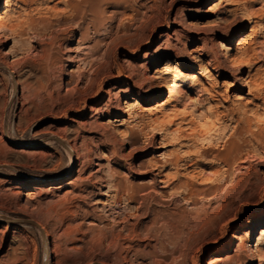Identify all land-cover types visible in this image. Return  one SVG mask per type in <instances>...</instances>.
<instances>
[{"label":"rangeland","instance_id":"1","mask_svg":"<svg viewBox=\"0 0 264 264\" xmlns=\"http://www.w3.org/2000/svg\"><path fill=\"white\" fill-rule=\"evenodd\" d=\"M253 2L0 0L33 26L0 33V264H264V8L231 6ZM241 37L254 65L227 68ZM198 49L217 94L184 109L155 73L198 75Z\"/></svg>","mask_w":264,"mask_h":264},{"label":"bare ground","instance_id":"2","mask_svg":"<svg viewBox=\"0 0 264 264\" xmlns=\"http://www.w3.org/2000/svg\"><path fill=\"white\" fill-rule=\"evenodd\" d=\"M98 1L99 0H92L93 5H95L96 2H98ZM262 1L263 2L261 3V6L264 8V0H262ZM220 2L225 3L228 11H232V9H234V8L240 9L242 11H244L248 8L253 10V9L257 8V6H258V3H256V2L250 3L248 5L242 3V5H238L235 7L231 6V2H235V0H220ZM93 5L91 4L92 7H93ZM247 21L249 22L250 27L252 29H254V26L257 25V23L255 21H252V19L250 17H248ZM31 23L32 22L30 20L20 21L19 19H16L15 22L10 23L9 25H6L3 23L2 14H0V33H2L6 29L11 35L22 36L24 26H26V25L29 26L28 24H30V26H31L32 25ZM32 27L33 26H31V28ZM258 27H260V26H258ZM245 36H247V35H245ZM244 40H245V37H241L240 42L238 44V48H236L234 50L236 52L235 57H232L231 55L228 57L226 56L227 57L226 58V64H228L227 68L232 69L231 67H239L240 65L243 64V65H247L250 69L254 65V62L252 61V57L255 56V54L261 49V47L260 46L258 48L248 47V49L241 48V46L243 45V44H241V42ZM204 47H205V45H204ZM222 47H224L225 50H227V51L231 50L230 48L225 47L224 45H222ZM225 50L223 49V51H225ZM208 51L211 54L209 62H203V57L205 56V53L204 54L198 53V52H200V49H198V51L195 52V53H197L196 56L191 57V59L194 61V63L198 66V68L200 70L198 75H196L194 73L195 69H193V68L183 69V68L175 65V62H169L163 67L162 70L156 71L155 79H157L161 84L165 85L166 93H167V95L169 97L168 99L170 101L172 100V98H176L179 100L178 105L180 107L186 109L187 107H190V106H187L185 104L186 100H189L191 102L195 100V101H198L200 103L201 98L204 96H207L209 98L215 97V95L217 93L214 91L213 86L210 85L208 82L206 83L205 80L208 81V78H210L214 75V74L213 75L211 74V69L215 70V68L212 67L211 64L212 63L219 64L220 62H219V56L215 51L206 50L205 52L208 53ZM252 62H253V64H252ZM261 83L262 82H261L260 78H258L257 76H251L248 74L247 78L245 79V85H247L251 89L248 92L247 96H249V95H251V93H253L252 92L253 87L257 88L261 85ZM228 88H229L228 91L229 90L231 91V90H233L232 88H234V86L231 85ZM188 92H190L193 96L190 95ZM190 104H192V103H190ZM195 104H196V102H195ZM124 105H128V104L124 103ZM194 108H195V106H194ZM118 109H120L119 105H118ZM126 112H128V111H126ZM195 112H196V110H195ZM194 114H196L197 116H200V117L202 115L199 113H194ZM200 117H198V118H200ZM3 123H5V122H3ZM3 133H4V131H3ZM246 226H252V223L250 222V220L246 223ZM260 234H261V236H263L264 230H262ZM236 241H238L237 235H233L232 236V243L228 242L226 245L234 244V242H236ZM219 248L215 249L214 252H217L216 250H218Z\"/></svg>","mask_w":264,"mask_h":264}]
</instances>
